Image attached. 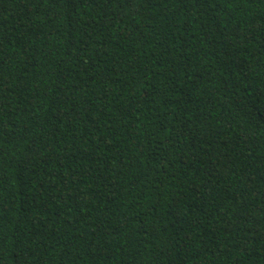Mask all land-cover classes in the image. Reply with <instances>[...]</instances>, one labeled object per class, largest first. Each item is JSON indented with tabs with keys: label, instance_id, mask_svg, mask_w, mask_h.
I'll return each instance as SVG.
<instances>
[{
	"label": "trees",
	"instance_id": "1",
	"mask_svg": "<svg viewBox=\"0 0 264 264\" xmlns=\"http://www.w3.org/2000/svg\"><path fill=\"white\" fill-rule=\"evenodd\" d=\"M0 264H264V0H0Z\"/></svg>",
	"mask_w": 264,
	"mask_h": 264
}]
</instances>
